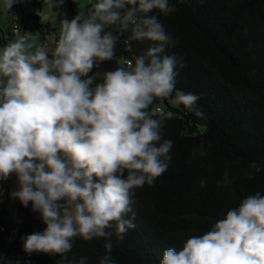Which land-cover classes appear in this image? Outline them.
<instances>
[{
  "label": "clouds",
  "instance_id": "obj_1",
  "mask_svg": "<svg viewBox=\"0 0 264 264\" xmlns=\"http://www.w3.org/2000/svg\"><path fill=\"white\" fill-rule=\"evenodd\" d=\"M63 2L45 0L50 7ZM154 10L166 16L176 8L169 0H98L86 15L60 21L51 55L30 52L25 35L0 50V182L15 174L9 196L25 208L31 204L46 225L22 237L26 255L67 259L75 239H103L99 264H116L111 237L120 241L135 229L136 189L153 185L171 161L173 141L150 107L175 92V103L203 118L199 96L176 89L177 66L184 64L164 54L176 41ZM106 26L151 46L126 66L94 71L116 56L119 36ZM202 149L193 155H206ZM248 168V178L261 170L255 161ZM230 182L226 169L223 184ZM206 183L201 179L200 187ZM159 264H264V194L243 196L209 230L179 250L165 249Z\"/></svg>",
  "mask_w": 264,
  "mask_h": 264
},
{
  "label": "trees",
  "instance_id": "obj_2",
  "mask_svg": "<svg viewBox=\"0 0 264 264\" xmlns=\"http://www.w3.org/2000/svg\"><path fill=\"white\" fill-rule=\"evenodd\" d=\"M41 9L45 0H34ZM86 7L84 15L97 3ZM176 11L168 15L154 10L176 41L164 54L184 64L177 66L176 89L199 96L197 107L203 118L188 111L171 97L157 98L150 107L154 118L164 121V138L173 141L167 171L151 186L135 191L132 205L135 229L123 240L113 235L111 256L116 264H159L169 247L178 250L192 235H201L237 207L245 195L264 194V0H169ZM68 20L79 13L75 0H64ZM37 27L38 15L35 17ZM33 18V19H34ZM116 56L94 71L103 72L126 66L151 46L149 41L129 40V33H118ZM56 47V46H55ZM97 82H100L99 79ZM165 102L166 108L160 106ZM173 103L176 105L174 106ZM161 107V112H155ZM203 146L204 156L193 155ZM255 161L259 172L248 178ZM230 183L223 184L225 170ZM13 175L0 182L7 187L0 196V264H67V260L87 256L88 264H99L105 254V240L77 238L67 259L58 255H26L22 237L43 232L40 214L17 201L20 221L11 214ZM206 179L205 187H200ZM131 215V213L129 214Z\"/></svg>",
  "mask_w": 264,
  "mask_h": 264
},
{
  "label": "rangeland",
  "instance_id": "obj_3",
  "mask_svg": "<svg viewBox=\"0 0 264 264\" xmlns=\"http://www.w3.org/2000/svg\"><path fill=\"white\" fill-rule=\"evenodd\" d=\"M20 2L21 0H18V2L14 4L11 9H8L3 6V0H0V42H5L3 36L4 38L8 36L9 29L11 27V12L14 9H20ZM91 2L92 0H75L77 12L84 15L86 7ZM37 15L38 23L41 25V29L37 27L35 18L31 19L27 25V31L29 34L28 43L32 44V48L29 49V51L36 52L43 48L49 53V55H51L55 47L52 44L47 45V40L50 41V36L53 34L59 37L61 30L60 21L62 19H68V9L65 4L59 5V3H56L55 7H50L47 5L41 9L38 8ZM54 29H57L56 33L53 32ZM45 36L47 37L46 39ZM4 47H6V44H0V50H2ZM173 105L175 106L176 104L173 103ZM160 106L166 108L165 102L162 101Z\"/></svg>",
  "mask_w": 264,
  "mask_h": 264
},
{
  "label": "built area",
  "instance_id": "obj_4",
  "mask_svg": "<svg viewBox=\"0 0 264 264\" xmlns=\"http://www.w3.org/2000/svg\"><path fill=\"white\" fill-rule=\"evenodd\" d=\"M37 13H38V7L35 5L34 0H21L20 9L19 10L14 9L11 12V21H10L11 36L10 39L5 42L6 46L14 42L18 38V35H25L26 42L28 43L29 34L27 31V25L30 22V20L37 15ZM50 38L52 39L51 40L52 42H55L57 44L58 41L57 38H55L53 35H51ZM161 111H162L161 107L155 108V112H161ZM10 186L13 188V190L16 189L17 181L15 178V174H13V179L12 182L10 183ZM0 187H2L4 194L6 192L7 187L3 184H0ZM17 201L18 200L12 199L11 207H10L14 224H17L20 221L17 211Z\"/></svg>",
  "mask_w": 264,
  "mask_h": 264
},
{
  "label": "crops",
  "instance_id": "obj_5",
  "mask_svg": "<svg viewBox=\"0 0 264 264\" xmlns=\"http://www.w3.org/2000/svg\"><path fill=\"white\" fill-rule=\"evenodd\" d=\"M53 32L56 33V32H57V29H54ZM53 36H54L55 38H57V40H58V38H59L58 36H55L54 34H53ZM45 37H46V36H45ZM46 38H47V37H46ZM51 40H52V39L50 38V41H47L46 44H47V45H51V44H52V45L55 47V46H56V43H55V42H52ZM0 44L5 45V42L1 41Z\"/></svg>",
  "mask_w": 264,
  "mask_h": 264
},
{
  "label": "flooded vegetation",
  "instance_id": "obj_6",
  "mask_svg": "<svg viewBox=\"0 0 264 264\" xmlns=\"http://www.w3.org/2000/svg\"><path fill=\"white\" fill-rule=\"evenodd\" d=\"M10 36H11V33H10V29H9L8 36L6 38H4V36H3L4 41L5 42L8 41L10 39Z\"/></svg>",
  "mask_w": 264,
  "mask_h": 264
},
{
  "label": "water",
  "instance_id": "obj_7",
  "mask_svg": "<svg viewBox=\"0 0 264 264\" xmlns=\"http://www.w3.org/2000/svg\"><path fill=\"white\" fill-rule=\"evenodd\" d=\"M3 35H4V32H3Z\"/></svg>",
  "mask_w": 264,
  "mask_h": 264
}]
</instances>
